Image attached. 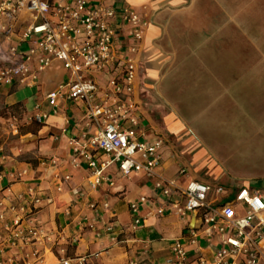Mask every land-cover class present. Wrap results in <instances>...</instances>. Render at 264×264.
<instances>
[{"label": "crops", "instance_id": "1", "mask_svg": "<svg viewBox=\"0 0 264 264\" xmlns=\"http://www.w3.org/2000/svg\"><path fill=\"white\" fill-rule=\"evenodd\" d=\"M92 1L116 10H134L146 19L134 97L147 136L157 135L163 141L158 172L185 183L196 175L178 176L180 166L186 169L190 164L197 173L205 169L211 174V166L219 162L229 171L264 177V0ZM15 42L13 35L9 42L1 40V46L6 50ZM166 52H171L173 65L161 68ZM46 68L32 86L0 85V212L4 216L0 243L11 234L6 226L12 224L17 208H33L27 197L33 188L42 206L33 208L31 222L41 226L49 240L23 251L37 249L45 264H56L60 257L74 262L83 259L79 264H163L172 240L187 236L188 217L180 219L168 211L159 215L157 209L164 198L155 190L154 179L140 173L121 176L111 165L106 171L111 185L90 184L86 162L69 144L70 137L79 132L75 124L81 118L80 109L60 98L53 112L45 101V95L64 82L67 73L64 70V76L46 79ZM164 72L171 75V82H157L156 88L163 101L171 100L173 111L161 112V124L155 126L149 121L152 104L147 98L140 99L137 89L146 79ZM108 78L96 74L101 86ZM215 107H220L215 122L224 131L221 147L225 155L218 160L184 115L187 112L195 123L204 109ZM19 108L26 109L22 117ZM42 113L47 116L34 117ZM166 136L178 139L177 147L167 145ZM231 140L235 151L225 149ZM228 153L236 159L229 162ZM51 158L56 159L54 164ZM22 170L26 174L18 177ZM64 176H69L67 183H62ZM59 185L62 191H57ZM19 194L24 195L21 201ZM141 196L145 201L133 213L130 204ZM135 217L141 222L133 226ZM25 225L23 221L22 228ZM208 243L201 240L205 247ZM16 254L15 248L0 252V264H24Z\"/></svg>", "mask_w": 264, "mask_h": 264}, {"label": "built area", "instance_id": "2", "mask_svg": "<svg viewBox=\"0 0 264 264\" xmlns=\"http://www.w3.org/2000/svg\"><path fill=\"white\" fill-rule=\"evenodd\" d=\"M146 25L143 15L134 10H116L92 0H0V85L32 86L38 73L52 62L61 63L67 79L50 90L45 101L53 112L60 98L80 109L82 115L75 124L79 132L70 137L69 144L86 162L90 184L111 185L106 175L111 165L121 176L140 173L154 179L155 190L164 198L157 209L159 215L168 211L180 219L188 217L187 236L172 240L163 264H264V188L213 186L196 178L180 183L178 178L158 172L163 141L157 135L147 136L134 97ZM13 35L16 42L4 50L1 40L9 42ZM99 73L109 75L102 86L96 79ZM46 116L34 117L40 120ZM55 161L50 159L53 164ZM177 173L181 177L187 171L180 167ZM25 174L22 170L18 177ZM68 179L64 176L62 183ZM61 187L57 186V191H62ZM223 190L231 193L218 195ZM27 197L34 209L42 206L35 189L29 188ZM17 199L23 200L24 195ZM143 201L141 196L131 202V211L136 213ZM33 208H17L12 224L6 226L11 234L0 243V252L15 248L24 264H45L37 249L23 251L49 240L41 226L32 224ZM3 218L0 212V220ZM23 221L26 225L22 228ZM140 222L135 217L132 224ZM201 240L210 243L205 247ZM80 261L83 259L74 262L60 257L56 264Z\"/></svg>", "mask_w": 264, "mask_h": 264}, {"label": "rangeland", "instance_id": "3", "mask_svg": "<svg viewBox=\"0 0 264 264\" xmlns=\"http://www.w3.org/2000/svg\"><path fill=\"white\" fill-rule=\"evenodd\" d=\"M165 55H166V58L160 60L161 64L159 66H161V68L171 67L173 65V60L171 58V52H166ZM64 74H65L64 69L60 66V64L58 62H52L46 68L44 72V77H46V79L47 78L57 79L58 77L64 76ZM163 80H169V82H171V75L170 74L167 75L165 74V72L164 74H158L157 76H155L154 79H146L145 83L143 82L141 84L142 88L137 89L138 97L140 99L147 98L152 104V107H150V110H149V114L151 115L149 116V121H150V124H153L155 126L161 124V119H162L161 112L164 111L167 113H171L173 111L171 100L163 101L162 96L160 95L161 91H158L156 88L157 82L161 83ZM171 93L172 92L170 90L169 94ZM169 99H171V97H169ZM157 103L158 105L156 106ZM157 109H159L160 111H158ZM183 109L184 111H186L187 107L184 106ZM25 110H26L25 108L18 109L17 113H19L20 117H22L23 111L25 112ZM216 111H220V107L204 109L203 112L200 113L201 115L198 116L199 120L196 121L195 123L190 122L191 118L187 112L184 115H185V121L187 122L188 126H190L196 132V134L202 140L203 144H205V146L210 151V154L214 158L217 157V160H218L225 154H223L222 147H221L224 131L220 128L219 124L215 122L217 119L216 117H219V114H216ZM187 124H185V128L187 127ZM177 141L178 139L175 140L173 136H168V137L166 136L165 143L169 145L170 147H172V145H176L175 147H177L178 145L176 144ZM229 144L230 145L225 144V147H227L225 149L229 150V148L232 147V149L235 151L236 146L234 145L232 140ZM233 153H228V155H226V156H229V162L230 160L234 161L236 159V155H234ZM186 169H187L186 174L196 175V179L212 184L213 186L221 185L224 187H231V186H235V182L237 183V182H243V181H250L251 185H253L254 187L264 188V177H261V178L252 177L250 175L251 174L250 171H243V172H238L234 170L229 171L227 169H224L219 162H217L214 166H211L210 171L213 174L208 173L205 169H201L197 173L194 171L193 167L190 164H187ZM228 180H232V181L230 182ZM230 193L231 191L223 190L218 195L228 196Z\"/></svg>", "mask_w": 264, "mask_h": 264}]
</instances>
